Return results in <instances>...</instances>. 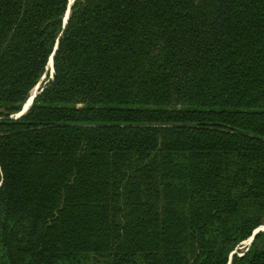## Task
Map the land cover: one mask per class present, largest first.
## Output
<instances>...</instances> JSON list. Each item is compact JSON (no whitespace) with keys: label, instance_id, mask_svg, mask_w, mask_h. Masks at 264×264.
Instances as JSON below:
<instances>
[{"label":"trees","instance_id":"obj_1","mask_svg":"<svg viewBox=\"0 0 264 264\" xmlns=\"http://www.w3.org/2000/svg\"><path fill=\"white\" fill-rule=\"evenodd\" d=\"M69 3L0 0V264H264V0Z\"/></svg>","mask_w":264,"mask_h":264},{"label":"water","instance_id":"obj_2","mask_svg":"<svg viewBox=\"0 0 264 264\" xmlns=\"http://www.w3.org/2000/svg\"><path fill=\"white\" fill-rule=\"evenodd\" d=\"M73 1H74V0H70L69 7H68L67 12H66V15H65V21H66V20L68 19V17H69L70 6H71V3H72ZM53 54H54V53L51 54L50 59H49V66H50V68H51L52 75H53V71H54ZM40 85H41V80L36 84V86H35L34 89H33V92L30 94L29 98H28L27 101L24 103L22 109L16 113V116H20V115H22V114L28 109V107H29L30 104L32 103L33 98H34V96L36 95V93H37V91H38ZM262 228H264V225H263V224L260 225V226H258L257 228H255L253 234H252L249 238L253 239L255 233H256L259 229H262ZM234 252H235V250L231 253V255H232Z\"/></svg>","mask_w":264,"mask_h":264},{"label":"rangeland","instance_id":"obj_3","mask_svg":"<svg viewBox=\"0 0 264 264\" xmlns=\"http://www.w3.org/2000/svg\"><path fill=\"white\" fill-rule=\"evenodd\" d=\"M49 68H50V66H48ZM51 69V68H50ZM52 72V71H51ZM52 75V74H51ZM43 79H46V74H44L43 75V78H42V80ZM42 80H41V83H42ZM264 224V223H263ZM262 229H264V228H262ZM260 230V229H259ZM258 232V231H257ZM254 238V237H253ZM252 240L253 239H251V238H246V239H244V240H242L239 244H238V246H237V249H235V251L236 250H244V249H247L248 248V245H250V243L252 242ZM234 251V250H233Z\"/></svg>","mask_w":264,"mask_h":264},{"label":"bare ground","instance_id":"obj_4","mask_svg":"<svg viewBox=\"0 0 264 264\" xmlns=\"http://www.w3.org/2000/svg\"><path fill=\"white\" fill-rule=\"evenodd\" d=\"M32 92H33V90H32ZM264 225V224H263Z\"/></svg>","mask_w":264,"mask_h":264}]
</instances>
